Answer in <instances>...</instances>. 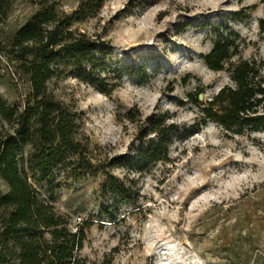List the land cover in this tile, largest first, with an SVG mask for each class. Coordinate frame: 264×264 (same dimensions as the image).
Here are the masks:
<instances>
[{"label": "rangeland", "instance_id": "1", "mask_svg": "<svg viewBox=\"0 0 264 264\" xmlns=\"http://www.w3.org/2000/svg\"><path fill=\"white\" fill-rule=\"evenodd\" d=\"M80 1L4 0L0 98L8 105L21 110L30 93L9 45L18 29L44 3L70 13ZM221 25L239 33L243 58L264 63L262 0H106L78 25L107 42L119 86L107 96L67 77L50 80L48 91L76 112L79 138L92 156L134 154L137 128L151 114L168 113L182 131L169 147L170 164L129 174L144 210L124 222L101 216L111 198H97L100 174L75 179L61 172L52 195L46 185L39 188L43 199L53 196L50 203L72 231L92 222L79 253L83 264H264V132L200 125V108L186 97L203 91L198 98L206 101L230 84L226 71L210 70L203 59ZM8 131L0 118V132ZM109 171L127 175L123 168ZM7 190L0 179V196Z\"/></svg>", "mask_w": 264, "mask_h": 264}, {"label": "trees", "instance_id": "2", "mask_svg": "<svg viewBox=\"0 0 264 264\" xmlns=\"http://www.w3.org/2000/svg\"><path fill=\"white\" fill-rule=\"evenodd\" d=\"M105 1L81 0L70 13L44 3L9 43L13 60L29 80L30 93L21 110L0 98V118L10 128L0 132V179L8 187L0 196V264H83L79 253L92 222H81L72 231L50 203L53 196L45 200L39 192L46 185L50 195L61 172L75 179L102 175L97 198H111V203L101 208V216L118 224L129 213L144 210L137 206L140 195L129 174L148 173L172 162L169 147L182 131L168 113L140 121L134 154L100 160L79 138L76 112L48 91L50 80L67 77L107 96L119 86L120 72L108 64L107 42L78 26L94 17ZM0 11H5L4 0ZM213 31L216 37L203 59L210 70L226 71L230 84L206 101L198 98L203 91L187 94L200 108V125L212 121L236 134L264 132L263 61L243 58L238 32L226 25ZM140 79L145 82L147 74ZM111 168H123L127 175L119 179ZM124 206L138 209L128 212Z\"/></svg>", "mask_w": 264, "mask_h": 264}]
</instances>
